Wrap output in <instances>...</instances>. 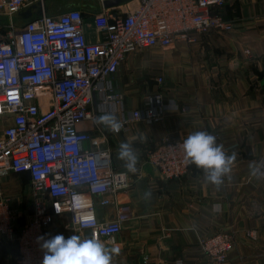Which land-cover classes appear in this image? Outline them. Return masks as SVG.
I'll list each match as a JSON object with an SVG mask.
<instances>
[{
  "label": "crops",
  "instance_id": "1",
  "mask_svg": "<svg viewBox=\"0 0 264 264\" xmlns=\"http://www.w3.org/2000/svg\"><path fill=\"white\" fill-rule=\"evenodd\" d=\"M42 5L49 14L80 9L88 41L101 38L93 19L102 8L96 0H43ZM218 11L232 20V30L209 29L196 34L193 43L177 40L129 53L111 78L124 101L122 115L130 117L155 95L160 104H153L163 114L156 122L132 120L115 134L96 118L112 167L125 173L127 183L114 194L88 197L101 221L112 219L118 205L128 206L129 219L118 234L109 238L90 228L77 231L67 215L47 228L49 234L97 237L109 248L118 247L112 264H201V239L227 231L234 242L228 264H264V0H225ZM14 19L26 20L18 14ZM95 123L83 120L77 128L97 133ZM196 130L216 136L226 154L234 156L218 185L193 163L180 178H164L147 162L164 139L180 140ZM122 142L137 154L135 171L119 157ZM0 184V197L21 225L32 213L29 173L6 172ZM16 258L15 243L0 237V264H16Z\"/></svg>",
  "mask_w": 264,
  "mask_h": 264
},
{
  "label": "built area",
  "instance_id": "2",
  "mask_svg": "<svg viewBox=\"0 0 264 264\" xmlns=\"http://www.w3.org/2000/svg\"><path fill=\"white\" fill-rule=\"evenodd\" d=\"M96 1L102 8L93 19L102 36L93 43L85 36L80 9L49 14L43 0H0V15L6 18L0 24V181L6 172L26 171L31 183L32 213L21 225L0 197V237L15 243L16 264H41L38 237L53 236L47 228L63 215L75 230L90 228L109 238L129 219L128 206L118 205L112 219L99 220L88 197L114 194L127 183L125 173L112 167L97 116L119 113V131L132 120L163 119L153 104H160L158 95L147 98L145 107L132 110L130 117L122 115L124 101L111 78L125 57L177 40L193 43L196 34L234 26L218 11L225 0H135L136 6L120 0L110 7L103 5L108 0ZM37 3L41 15L14 21ZM83 120H92L97 133L78 129ZM183 140L164 139L148 153L147 162L162 177L180 178L190 169ZM200 243L201 264H228L232 233L217 231Z\"/></svg>",
  "mask_w": 264,
  "mask_h": 264
},
{
  "label": "clouds",
  "instance_id": "3",
  "mask_svg": "<svg viewBox=\"0 0 264 264\" xmlns=\"http://www.w3.org/2000/svg\"><path fill=\"white\" fill-rule=\"evenodd\" d=\"M99 120L113 131H119L122 126L113 114H103ZM182 148L185 162L202 168L207 179L217 185L230 172L234 162V156L226 154L216 136L205 130L189 133ZM119 157L126 162L127 169L136 170L137 154L129 143L120 144ZM38 241L43 252L41 264H112L113 253L119 251L118 247L109 248L94 236L82 238L77 234L65 236L60 233L38 237Z\"/></svg>",
  "mask_w": 264,
  "mask_h": 264
},
{
  "label": "water",
  "instance_id": "4",
  "mask_svg": "<svg viewBox=\"0 0 264 264\" xmlns=\"http://www.w3.org/2000/svg\"><path fill=\"white\" fill-rule=\"evenodd\" d=\"M119 1L120 0H108V1H104L103 2V5L105 6V7H110V6H112V5H115V4H118L119 3ZM33 8H35L36 10L33 12ZM44 11H46L45 10V7H44ZM41 13H42V8H41V6L39 5V3H37V4H33L29 9H27V10H24V11H21V12H19L18 13V15H21V17L23 18V19H26V20H28V19H30V17H31V15H41Z\"/></svg>",
  "mask_w": 264,
  "mask_h": 264
},
{
  "label": "trees",
  "instance_id": "5",
  "mask_svg": "<svg viewBox=\"0 0 264 264\" xmlns=\"http://www.w3.org/2000/svg\"><path fill=\"white\" fill-rule=\"evenodd\" d=\"M14 21L20 23L19 21H17L16 19H14ZM6 22V18L4 17V19L0 18V24L1 26Z\"/></svg>",
  "mask_w": 264,
  "mask_h": 264
},
{
  "label": "rangeland",
  "instance_id": "6",
  "mask_svg": "<svg viewBox=\"0 0 264 264\" xmlns=\"http://www.w3.org/2000/svg\"><path fill=\"white\" fill-rule=\"evenodd\" d=\"M0 18L4 19V16L3 15H0Z\"/></svg>",
  "mask_w": 264,
  "mask_h": 264
}]
</instances>
